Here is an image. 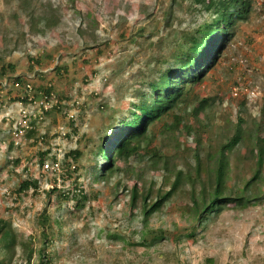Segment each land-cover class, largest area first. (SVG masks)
<instances>
[{
  "label": "rangeland",
  "instance_id": "rangeland-1",
  "mask_svg": "<svg viewBox=\"0 0 264 264\" xmlns=\"http://www.w3.org/2000/svg\"><path fill=\"white\" fill-rule=\"evenodd\" d=\"M169 1L0 0V68L8 62L15 66L13 71L8 69L0 74V219L10 224L9 231L17 240L11 258L0 243V264H28L29 259V264H38L42 228L37 214L43 206H47L53 224L54 236L46 246L51 264H208L209 258V264H264V181L262 185L255 184L261 187L259 200L239 205L227 203L220 212L211 214L206 225L197 226L194 231L193 223L186 220L190 212L188 194L185 191L175 195L164 204L161 214L148 218L146 224L151 230L163 229L166 234L146 245L136 235L144 228L137 209L141 202H136L137 208L132 206L129 194L139 178L122 173V185L116 188L113 181L100 182L107 178L94 176L106 163L98 153L109 146L104 138L111 142L108 132L114 118L127 116L124 108L134 91L140 90L141 82L150 77L160 79L155 63L160 58L162 70L170 65L167 60L171 58V49L178 45L188 20L197 19L193 22L199 23L208 17L198 15L193 19L182 13L179 20L165 26L163 10ZM251 9L247 20L239 24L220 64L202 81L205 94L215 101L202 117L207 124L201 125L199 131L204 142L216 144L222 138L225 142L235 132L240 116L244 117L246 129L262 123L260 133L264 138V0H254ZM175 14L180 13L176 10ZM43 16H50L47 22L41 20ZM192 24L187 30H193ZM175 30L178 39L173 35ZM53 48H59L53 59L46 57L42 65L34 61ZM58 66L62 68L57 71ZM24 76L34 84L51 82L66 112L40 111L44 119L34 133L36 144L17 137L20 145L13 148L9 145L10 126L19 120L22 109V104L13 99L22 96L24 89L12 81ZM229 90L234 92L231 97ZM32 109L25 107L23 115ZM70 114L74 115L72 125L68 122ZM183 118L176 131L158 121L152 131L149 129L144 142L139 143L140 152L156 151L170 157L176 151L178 155L171 156L170 162L176 163L177 168L188 166L193 152L185 149L196 145V136L185 126L190 118ZM44 132L48 135L46 140L41 139ZM76 148L82 152L77 158L69 154ZM250 148L245 138L230 156L232 171L226 183L227 192L241 186L242 180L258 169L254 156H249ZM39 150L56 156L61 165L67 163L61 176L42 170L39 158L33 157ZM16 158L20 161L14 165ZM129 161L130 168L143 170L139 175L145 191L150 188L155 192L159 185L151 178H158L159 164H145L140 153L132 155ZM259 168L264 177V162ZM69 172L71 177L67 179ZM76 176L91 200L83 207H78L75 200L59 206L54 193L48 203L46 190L52 184L71 189ZM25 178L38 179L39 190L31 189L19 196L11 194ZM167 189L165 183L164 191ZM90 190L94 195H90Z\"/></svg>",
  "mask_w": 264,
  "mask_h": 264
},
{
  "label": "trees",
  "instance_id": "trees-1",
  "mask_svg": "<svg viewBox=\"0 0 264 264\" xmlns=\"http://www.w3.org/2000/svg\"><path fill=\"white\" fill-rule=\"evenodd\" d=\"M252 0H170L167 4L166 8V22L165 26H171V23L177 18L178 20L181 18V14L185 11L190 12L193 15L198 13L208 12L214 15L212 21H205L200 25L201 31H203L204 36L207 40H202L199 43V39L196 36H191L189 39L187 36H182L179 38H183L181 41L177 40L178 45L174 46L171 49V58L167 60V62L171 59H175L171 61L170 67L167 70H164V74L167 77V82L159 88L156 81L150 83L153 88V92L156 93V96L152 98V102L160 105L159 97L163 94L168 88V84L170 80L174 78H179V82H185L184 76L186 74L181 71L186 69L187 67H191L193 65L194 60L198 61L197 57L202 56L205 58L206 62H212L215 59V54L208 56V46L210 49L218 48L222 43H226L230 41L236 34V23L244 20L249 15L252 8ZM182 3H186L185 9L181 10L184 6ZM178 10L180 14L176 15L175 11ZM48 17H42L41 20L47 22ZM189 22V21H188ZM32 28V25H31ZM178 31L175 30L173 33L174 37H177ZM173 38V37H172ZM65 46V44H64ZM197 47V48H196ZM59 48H53L50 52H47L46 55L40 56L39 58H35L34 61L37 64L46 63V57L53 59V54L57 52ZM166 52L164 53V56ZM33 60V59H32ZM161 59H157L155 65L157 67L159 65ZM204 62L202 65L200 61L198 62V66L204 69L206 65ZM33 68V67H32ZM31 68V69H32ZM62 67H57L56 70L61 69ZM8 69H15L14 63L8 62L7 65H2L0 68V74L5 73ZM160 69V67L158 68ZM65 70V67L63 68ZM154 70V71H155ZM61 70H59L60 72ZM13 84L18 86H22L24 89L22 96H15L13 102H18L23 106L34 105L35 99L44 98L45 101L53 100L51 108L45 109L40 106L44 112V114H50L52 111L60 112L64 114L66 110H64L65 105L59 101L57 94L54 92V87L51 82L48 84L42 82L34 84L30 79L24 77H16L12 81ZM142 83V82H141ZM42 91L43 93L40 94ZM32 95V97H31ZM162 114H158L157 118L162 117ZM68 115V114H67ZM69 118V123H71L72 117ZM44 117H40L38 114L30 115L27 124H17V129L15 130L16 135H20L25 141L33 140L31 142L32 145L36 144L38 141L37 138H34L37 130L39 129L41 120ZM139 117H136L134 120L130 121V124L134 121H138ZM199 119V118H197ZM197 119L192 125L188 126V132L190 130L195 133L196 142L195 146H189L185 149V151L191 150L193 152L192 161H188L189 165H182V167L177 168L176 163L170 162V157L176 158L178 153L175 151L171 156L157 153L154 151L151 154H143L140 152L142 144L139 142L143 141L146 137L147 130L145 127V123L141 124V128L136 130L135 134H132L127 141L122 143L114 144L112 150L105 149L104 152L100 150L99 155L103 156L107 163L94 172V176L96 179H105V181L100 182H114L116 188L122 185V173H128L130 176H135L139 178L138 181L134 182L133 188H130V200L132 206L136 207V202L140 201L141 206L137 209H140L141 221L144 224V228L141 231H136V235L138 236V241H142L146 245H151L154 241L159 240L164 237L166 231L163 229L151 230V227L147 226L148 218H150L155 213H162V209L165 203L169 202L175 195L177 194H188V203L190 205V212L186 214V220L188 223H193V227H191L192 231L197 226L206 225L208 221H210L211 214L220 212L227 203L233 202L239 204H245L248 202H255L262 197V194L257 187L259 185L258 182L261 183L264 181V177L262 176L260 171V166L263 164L264 160V143L261 137L258 135L259 132L256 130L258 126L254 124V129L252 132H248L249 135L247 137L249 144L251 145L249 156H254L255 164L259 165L258 169L254 174L249 176L248 178H244L242 180L241 186H234V189L227 192L226 183L230 180V172L232 168H230L229 161L230 156L233 151L239 147L241 141L244 140V133L240 130V122L237 123L236 130L227 138L224 142V138L222 141L220 140L213 144L211 141L204 142L200 134V126L201 122ZM125 120H120L122 123ZM148 122L147 124H149ZM179 121L176 122L174 126L171 127V130L176 131L179 129ZM129 126V125H128ZM127 126V127H128ZM135 126V125H134ZM110 127V125H109ZM190 127V128H189ZM75 132L77 131V127L74 126L72 128ZM106 129V128H105ZM14 134V133H13ZM12 134V135H13ZM46 132L41 133V139L46 140L48 135H45ZM34 138V139H33ZM16 139L15 135H13V139L9 141L10 147H18L15 144ZM220 142V143H219ZM144 155L145 164L156 165L159 164L160 174L158 178L151 179L154 180L153 183H157L159 186L155 192L152 193V190L149 188L145 191V186H143L140 182V175L142 174L141 168H130L128 164H130L129 160L132 155L136 154ZM69 154H73V156L80 157L82 155L81 149L76 148L75 150H70ZM33 157H38L40 165L45 162V160L49 159L52 162V169H48L46 173L51 172L52 174L64 172L65 165L60 164V161L56 156H48L47 151H38V153L34 154ZM14 165L18 164L20 158H16L13 160ZM139 162V160L137 161ZM136 162V163H137ZM63 163V162H62ZM69 169V168H68ZM66 168L65 171H68ZM73 169L77 170L76 167ZM73 171V170H72ZM138 173V177L136 175ZM58 176V178H59ZM71 173L66 175L67 179H70ZM78 176L75 177V181L73 187L66 188L60 187L52 184L51 188L46 190L47 192V201L50 203L52 201V194L57 193V198L59 201V206L63 202H69L71 200H75V203L78 207H83L85 202L89 199L87 196V190L84 185L78 182ZM56 180V178H53ZM167 183L168 189L164 191V185ZM209 183V185H206ZM197 184H200V187H197ZM257 186H256V185ZM64 185V184H63ZM33 189L34 191L39 190V180L35 178H25L21 179V181L16 185L15 189L10 193L19 196L21 193H27V191ZM188 189V191H187ZM124 191H128L126 186H123ZM93 190H90V195L93 194ZM178 197L175 198V200ZM91 200V197L90 199ZM37 220L41 225V245L38 249L39 262L38 264H51V257L49 256V252L46 250V246L52 241L53 233V224L50 214L48 213L47 206H43L37 214ZM9 225L4 220L0 219V243H2V248L7 250L8 256L11 258L13 255L12 250L17 242L15 235L9 231ZM187 227V226H185ZM190 227V226H189ZM126 230H130V228H125ZM184 229V228H183ZM182 230V229H181ZM182 232V231H181ZM173 235V233H172ZM180 236V234H179ZM14 252V251H13ZM32 254V249L30 248L28 257ZM30 262V259L28 260ZM212 259H208L207 262L211 263ZM28 262V264H29ZM208 263V264H209Z\"/></svg>",
  "mask_w": 264,
  "mask_h": 264
},
{
  "label": "clouds",
  "instance_id": "clouds-1",
  "mask_svg": "<svg viewBox=\"0 0 264 264\" xmlns=\"http://www.w3.org/2000/svg\"><path fill=\"white\" fill-rule=\"evenodd\" d=\"M251 3H252V8H253L254 0H252ZM182 4L184 7L181 10H184L186 3H182ZM165 10H163V11H165ZM251 12H252V9H251L249 15L251 14ZM183 13H188L191 16V18H193V19L196 18L198 15H208L207 18L203 19L199 23L193 22V21H196L197 19L188 20L189 21L188 26L184 28L185 30L182 29L185 33L187 31L191 30V29L187 30V28L193 22L194 23V24H192L193 30L187 32L186 35H185V33H183L182 36L185 35L189 39L191 36L194 35L199 39V43H201L202 40H205V39L207 40V38L204 36L203 31H201V29H199V28H200V25L202 23H204L205 21H212V19L214 18V15L211 13H208V12L198 13L196 15H193L188 11H185ZM249 15L247 16V18L249 17ZM247 18L236 23L237 24L236 25L237 26L236 32H237V28H238L239 24L242 21L247 20ZM165 22H166V19H165ZM235 35H234V37H235ZM182 39L183 38H181V40ZM231 41L232 40L230 39V41H228L226 43H222L217 49L213 48V47H212V49H210V46H208V48H209L207 51L208 56L215 54V56H216L215 59H217V60H214L212 62L211 61L206 62L205 58L202 56L203 54L200 57H197L198 61L194 60L192 68L187 67L186 69L181 70L186 74V76H184L185 82H179V78H174V79L170 80V83L168 84V88L159 97L158 102L160 103V105H157L156 103L152 102L153 101L152 98L154 96H156V93L153 92V88H152V85H150V83L156 81L158 87L161 88L167 82V77L164 74V70L161 69L162 61H160L161 63H159L157 70H156L158 72V75L161 76L160 79L156 80V78L150 77V80L143 81L140 84V88H138L140 90L134 91V96L132 97V100L130 102H128L127 107L124 108L126 110L124 113H127V116L117 115L114 118L113 122L110 124V130L111 131L108 132L109 138H110L109 141L111 140V142L110 143L108 142L107 137L104 138L106 143L109 144V146L107 145L108 147L107 146L102 147L103 149H101V151L104 152L105 149L112 150V147L114 144H117V143L119 144V143L127 141L128 138L132 134H135L136 130L141 128V124H143V123H145V127H146V130L148 133L149 129L151 127L155 126L158 121L163 122L167 127L174 126L177 121L180 122L179 123V125H180V124H182V120L184 119L183 116L185 115V116H188L191 120L190 123L185 124V126L187 128L189 125H192V123H194L196 121L194 119H197V118H199L197 120H199L201 122V125L207 126L206 121H204L202 119V117L205 114V112H207V110L209 109L208 106L214 104L215 101L213 98L211 99L209 94L208 95L205 94L204 90L202 89L203 88L202 87V81L208 77L211 69H213L214 67H216L220 64L221 57H222L223 53L225 52V49L228 47V44ZM174 60L175 59H171L170 63H171V61H174ZM199 61H200L201 65L204 62H206L204 69L201 67V65L198 66ZM159 67H160V69H158ZM169 67H170V65L166 68V70ZM153 80H155V81H153ZM247 86L249 87L250 84ZM199 89H202V91H199ZM38 92H40V94L43 93L42 91H38ZM229 92H231L229 94V97H231L232 93H234V92H233V90L232 91L229 90ZM235 95H237L236 92H235ZM31 97H32V95H31ZM35 100L36 101H35L34 105H30V104L27 106L22 105L21 112H19L20 113L19 114V117H20L19 120H15L16 123L13 124V127L10 126V128H11V132L9 133L10 138L13 139V135H15V139H16L15 144H17L18 147L20 144L17 141V137H18V139H20L21 136L16 135V133H15V130L17 129V124L18 123L27 124L30 115L38 114L41 117V114H39L40 111H41V113L44 114L42 108L43 107L45 109L51 108L52 103H54L53 100L45 101V99L43 97L39 98V99H35ZM218 103H222V102L218 101ZM35 105L38 106L37 109L34 108ZM40 106H42V108ZM25 107L28 110H29V108L30 109L33 108V109L31 112L29 111V113H27L26 115H23V110ZM119 109L122 110L121 108H119ZM212 112L214 115H216L215 111H212ZM161 113H163L162 117L157 118V115L161 114ZM70 117H74V115L70 114ZM136 117H139L138 121H136V122L133 121L130 124V121L134 120ZM120 120H125V121L120 123L119 122ZM148 122H150V123L147 124ZM220 122L225 123L226 120H225V122H223V121H220ZM238 122H240V130H238V131H241L244 133L243 137L245 139L249 135L248 132L251 133L252 132L251 130L254 129L253 128L254 125L250 129L244 128L243 127L244 126V117L243 116L239 117ZM255 124H256V126H258V129L256 131L259 132L258 135L261 137V139L263 140V143H264V138H263L262 134L260 133L262 130V123H255ZM13 128H14V130H13ZM152 129L153 128H151V131H152ZM147 133H146V135L144 134L145 137L147 136ZM144 140L141 142H144ZM243 141H241V142H243ZM101 157L104 158L103 156H101ZM105 161H106V159H105ZM50 162H51V160L47 159V160H45V162L43 164H41L42 170L44 172H46L48 169L53 168V166H52L53 164H52V162L51 163ZM106 163H107V161H106ZM45 164H47L48 166L46 167Z\"/></svg>",
  "mask_w": 264,
  "mask_h": 264
},
{
  "label": "built area",
  "instance_id": "built-area-1",
  "mask_svg": "<svg viewBox=\"0 0 264 264\" xmlns=\"http://www.w3.org/2000/svg\"><path fill=\"white\" fill-rule=\"evenodd\" d=\"M45 166L47 167L48 165H47V164H45Z\"/></svg>",
  "mask_w": 264,
  "mask_h": 264
}]
</instances>
